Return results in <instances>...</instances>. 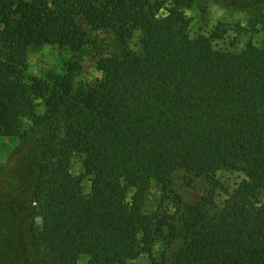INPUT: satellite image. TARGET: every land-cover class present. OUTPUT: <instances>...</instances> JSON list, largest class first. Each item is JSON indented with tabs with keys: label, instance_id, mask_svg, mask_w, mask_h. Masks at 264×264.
<instances>
[{
	"label": "trees",
	"instance_id": "16d2710c",
	"mask_svg": "<svg viewBox=\"0 0 264 264\" xmlns=\"http://www.w3.org/2000/svg\"><path fill=\"white\" fill-rule=\"evenodd\" d=\"M161 8L153 0H0V141L20 136L24 120L45 129L31 186L30 213L39 224L29 228L30 244L64 264L81 256L127 264L161 238L180 239L169 258L151 264H264V47L215 49L220 34L191 37L183 14L169 9L158 18ZM134 30L143 33L141 53L99 57L94 85L75 88L76 63L43 78L28 73L30 49L79 54L91 32L124 43ZM73 154L83 157L82 175L70 172ZM179 170L212 190L220 171L244 179L221 206L211 194L183 205L178 224L157 225L143 211L145 196L153 182L169 190Z\"/></svg>",
	"mask_w": 264,
	"mask_h": 264
},
{
	"label": "rangeland",
	"instance_id": "374dc122",
	"mask_svg": "<svg viewBox=\"0 0 264 264\" xmlns=\"http://www.w3.org/2000/svg\"><path fill=\"white\" fill-rule=\"evenodd\" d=\"M162 5L157 17L167 16V10L176 9L189 20L191 37L220 34L214 40L215 49L240 52L249 45L264 47V6L237 9L233 5H218L206 0H153ZM90 45L85 52L74 53L64 48L43 45L30 49L27 54L28 73L43 78L48 73L62 74L69 63H76L74 86L79 89L94 85L101 73L96 61L101 56L122 54L127 51L140 54L143 33L132 31L124 43L111 32L90 33ZM45 111L41 100L35 101V113L41 116ZM20 136L0 141V264H64L53 254L41 250L36 252L30 244L29 228L39 221L30 213L31 186L36 165L41 153V142L45 129L32 120L22 122ZM70 172L74 176L83 174V157L73 154L70 159ZM218 187L206 179L187 174L182 170L173 173L170 189L163 192L161 186L153 182L143 205L146 214L156 217V224H178L183 205L199 202L212 194L216 207L223 204L226 194L239 185L244 175L235 171H220L216 175ZM83 192L89 193L90 182L83 180ZM264 199V193L262 194ZM131 193L128 194L130 198ZM163 236L168 235L167 226ZM159 239L151 253L144 254L127 264H151L159 261L162 255L169 258L180 243V239L169 241ZM77 264H90L86 256H81Z\"/></svg>",
	"mask_w": 264,
	"mask_h": 264
}]
</instances>
